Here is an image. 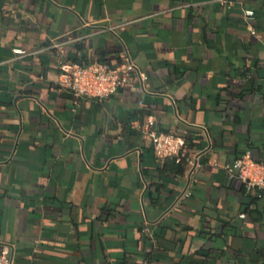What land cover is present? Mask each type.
Returning a JSON list of instances; mask_svg holds the SVG:
<instances>
[{
    "label": "crops",
    "instance_id": "1",
    "mask_svg": "<svg viewBox=\"0 0 264 264\" xmlns=\"http://www.w3.org/2000/svg\"><path fill=\"white\" fill-rule=\"evenodd\" d=\"M59 54L138 73L76 105ZM151 119L194 138L198 165L158 157ZM247 151L264 162V0H0V245L14 264H264V198L225 171Z\"/></svg>",
    "mask_w": 264,
    "mask_h": 264
},
{
    "label": "built area",
    "instance_id": "2",
    "mask_svg": "<svg viewBox=\"0 0 264 264\" xmlns=\"http://www.w3.org/2000/svg\"><path fill=\"white\" fill-rule=\"evenodd\" d=\"M253 18L254 12L252 10H244V20L247 24H250ZM252 33L255 32L252 30ZM18 52L24 53L23 51ZM57 66L59 85L73 95L76 105H79L80 101L85 98L104 100L115 96L126 88L133 76L138 73L137 66L129 58L119 65H113L109 62H93L82 65L59 54ZM145 134L150 137L153 150L158 157L175 159L177 163L186 159L188 164L198 165V159L187 153L184 137L157 131L152 119L145 127ZM225 171L229 179L241 181L247 191L264 192V162L255 161L250 151L245 152L231 165L226 166ZM186 196L189 194L186 193ZM13 254L12 245H0V264H14Z\"/></svg>",
    "mask_w": 264,
    "mask_h": 264
},
{
    "label": "trees",
    "instance_id": "3",
    "mask_svg": "<svg viewBox=\"0 0 264 264\" xmlns=\"http://www.w3.org/2000/svg\"><path fill=\"white\" fill-rule=\"evenodd\" d=\"M75 63H77V62H75ZM80 64V63H79ZM194 138H187L186 139V147H185V149H186V151H187V153H189L191 150H193V149H195L197 146L194 144ZM244 154V153H243ZM242 154V155H243ZM242 155H240V156H242ZM239 156V157H240ZM166 159H169V160H171V162H172V164L174 165V166H176V167H180V166H183V165H188V163H187V161H186V159H184V160H182L181 162H179V163H177L176 161H175V159H171V158H166ZM245 186V185H244ZM246 188V187H245ZM246 191H247V189H245ZM246 194L248 195V197H251V198H256V199H262V198H264V192H262V191H255L254 192V194H252L251 192H249V191H247L246 192Z\"/></svg>",
    "mask_w": 264,
    "mask_h": 264
}]
</instances>
